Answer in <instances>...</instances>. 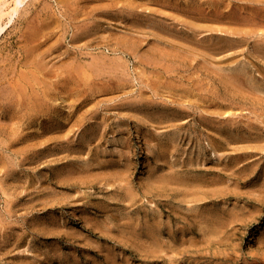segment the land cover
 I'll return each mask as SVG.
<instances>
[{"label": "rangeland", "instance_id": "1", "mask_svg": "<svg viewBox=\"0 0 264 264\" xmlns=\"http://www.w3.org/2000/svg\"><path fill=\"white\" fill-rule=\"evenodd\" d=\"M12 1L13 0H8L7 2L9 4H12L13 3ZM71 1H73L74 3ZM96 1L97 0H92L91 1L92 4L89 2L90 3L89 5H94V4L97 5L100 3L99 1L98 3ZM117 1L119 6L129 4L128 2H127L128 4H126V0H122V1L117 0ZM133 1L134 0H132V3L134 2L136 3L134 4V6H140L141 9L143 7L145 8L146 6L150 7V8L146 7L147 11H149V9H151L152 7L154 9H157V10L153 9L155 12L158 10L162 11L164 9L166 15H164L165 14L164 11H162V13L158 11L157 15L160 14L164 19H167L166 21L170 24L174 22L172 26L176 25V28L179 29L182 28L183 30H185L190 19L192 21L196 20V19H192L191 15L187 13L184 14V12L182 11L179 12L176 10L178 13L177 12L175 13L174 11L175 8L171 7L170 5L169 6L164 5L165 6L164 8L163 5H161L162 6L161 7L159 4L149 3L150 4L149 5L146 2H143L145 3L144 4L145 6H143V4L141 5L142 1L136 0L137 2H140V4H137L136 1L134 2ZM225 1L227 2L228 0H223V3H225ZM2 2L3 1L0 0V4ZM63 2L64 1L58 2L57 0H28L24 4V6L18 10L17 14L14 15L10 19V21L8 20L6 27L2 30V32H0V101H2L1 102L2 107L0 105V139L1 141L4 140V143L2 142L3 145L0 143V146H2V148L0 147V152H1L0 154V264H264V145H262L264 144L263 143L264 124L261 122L262 120L264 121V104H263L264 102L262 101L264 100V83H263L264 63H260V62H264L263 60L264 51H261V49L264 50V47L262 46V42H260L261 40H263L264 42V36H263L264 23L258 24V22L257 23L254 22L256 28L254 25L252 26V24L248 25L249 23L252 22H250L247 19L246 22L239 23L241 21L239 15L243 16L241 9L242 6L245 5L244 7H248L253 3V5L261 7L263 10L264 0H239V1L232 0L233 5L230 6V8L233 7L232 9H234L235 11L239 10L238 14L239 13L240 14L237 15L238 16L237 21H236L237 18L236 17L233 19L234 21L233 20L231 21V24H233L232 22H235L236 27H238V25L244 24L243 26L241 25V27L243 28H240V26L238 27V31L243 29L242 31L243 33L239 31L240 33H242L241 35H238L236 33L238 36L236 34L233 37L231 35H228L231 33L229 32L230 29L227 30L225 27L229 25H227L225 21H221V18H223L221 16H219L217 21H215V19L212 21L203 18H201L202 20H198V21L196 20L197 24H199L200 21L201 25L200 24L197 25L195 23L196 21L193 22L195 23L194 27L196 30L197 27H199L198 31L199 30L200 31L198 33L204 31L203 33L202 32L200 33V36L204 37V34L206 35L213 33V35L215 36L212 39L213 42L215 41L219 42V39L222 36L223 37L226 36L227 39L228 36H230L231 38H235V40L237 41H235L234 44L232 43V46L236 44L234 46L235 49L231 48V50H229L228 53L222 52V53L213 54V52H211L210 53L211 56H209V53H206L203 50L201 52V49L199 50L193 48L194 49L193 50L191 48L193 47L192 45L189 48H185L188 46L183 47L180 44L178 45L177 42L175 43V41L173 42L170 41L169 42L170 44L161 42V46H164L165 50L167 48V50L170 53H172L171 51L173 49L174 50L177 49L178 55L179 53L180 54L187 53L185 58L182 59L185 61L184 64H186L185 67L187 69L185 67L177 68L175 69V72L178 75L180 74V72L181 73L183 72L182 74H180V76L182 75L184 76L185 78L184 82L186 83L188 81L192 82L197 79V81L195 82L199 83L198 84L199 87L202 86L201 92L200 90H198L199 87L195 88L200 93L197 91L195 92V90H191V89H189L190 90L189 93L191 94L187 92L188 93L187 95L185 93L186 94L185 97L187 99H188L187 96H189L188 101L191 100V97L194 98L193 99L194 102L192 103H191L192 100L188 102L187 99H185L184 95L179 97L178 95L176 96L174 94L166 92V90L163 88L162 90L164 91L157 90V92L159 91L158 92L159 95L156 96H154L152 92H148L150 91L149 88L148 89L142 88V92L145 91V93H147V97L145 94L142 95L143 98L145 97V99L142 100L143 102H145L146 98H148L149 96L151 99L148 98V100L150 99V101L153 99V101H158L159 103L162 100L163 102L165 101L167 103H171L172 106H174V104L175 105L179 104L180 106L182 105L184 107L186 106L185 110L187 111V115L186 114L184 116L181 115L180 120L182 121L183 119L181 124H179L180 120H176L177 122L175 123L176 124L178 123L180 127L174 129L172 127L173 131L168 130L170 127H167L165 125L155 126L157 124L153 123L152 120H155L159 115L157 116L153 115L154 111H152L153 109H151L152 107L151 102H149L151 106L148 105L150 106V110H149L150 115L149 117L145 118L146 121L148 120L149 122L145 124L146 121L144 119L143 122L145 125L141 124V121L140 123L138 122L139 120H142L141 115H139L141 111L140 112L138 111L140 110V106L137 105L139 103V98H140V96L138 95L140 92L138 91V88H140L141 85L140 82L142 78H143V82L146 81L145 79L146 76L148 79L155 81V79H157L156 76L158 75V73L157 72L153 73L150 69L146 70L143 65H140L139 63H135V61L136 62L139 61V59H137L138 54L143 56L146 55L147 57L144 56L143 58L146 57L145 59L148 58V60L150 61H153L154 58L155 59L159 58L156 56H152V58L154 57L152 59L150 56H148L147 51L150 52L149 45L150 47H154V46L156 47L158 46L160 41L157 42L158 44H156V42H154V44L152 43L151 46L150 43L152 41H155L153 40L154 39L153 35L149 36L148 34L147 35L145 34L144 36L143 32L136 33L144 36L145 39L144 40L142 39L143 37L134 34L136 38L139 37L141 39L140 40L141 42H139L141 44L139 48V53L134 56L136 59L133 58L132 56L129 55L126 56L123 54L125 60L128 61L127 64L129 63L128 66L126 67L127 71L125 74V76L127 75L129 77L128 78L124 77L125 80L123 81L126 82L128 86L122 83V85L124 84L125 89L120 88V86L117 89H115L113 88L114 84H110L111 87L109 86L108 88L114 90L111 91L110 89V91H108L107 90L108 88L105 89L106 87L102 85L103 83L102 80L100 81V79L97 78L95 82H92L93 79V76H91L92 73L87 69H85L86 70L85 71L84 68L82 67L81 68L80 67L78 68L77 66L74 67L76 65L75 62H73L72 59L70 61V58H67V56H71L70 50L77 49L76 47L78 45L75 46V44H79L82 46V44L85 43L86 47L83 50L87 53H90V55L94 53H98L103 50L106 54L114 58L117 57V54L120 53L116 54V52H112L111 50L116 46L120 47V44L117 45L116 43L117 40H114L113 38L112 39L114 41L111 42L112 39L109 38L111 39L109 41L110 43H107L106 45L101 44L104 45L102 47L95 46L93 45V41L89 40L88 33H86L88 36L85 33L82 34L84 36L80 35L78 39L79 41L75 40L74 42V37L72 36H73V32L75 31V28L73 27V25L76 27V25L80 24L81 22L73 19V14H75L76 12L77 4L81 6L84 3V0L83 1L70 0L68 4H66V2L64 3ZM9 4H6L3 9L5 10L8 9L10 6ZM47 4L50 5L47 6ZM114 4L115 3H113V5ZM75 6L76 8H74ZM70 9H72L71 10V12L73 11L72 13L70 12ZM220 9L222 11L225 9L224 11H226V8L222 7ZM38 10L40 12V18L38 20H41L43 18V21L45 20L46 25H48L46 26L44 24L45 25L44 28H39V29L36 28V26L39 27V25H37L36 23L41 22L42 20L38 21L37 19L33 18L39 15L37 14ZM63 12L64 13L67 12L66 13L67 16L66 15L64 16ZM155 12H152V14L156 15ZM171 12H173V14ZM69 13L71 14V17H68L70 16ZM185 15L187 17H184ZM31 16H33L32 18L36 21L30 19L29 17ZM168 16H170V18ZM188 16H190V19L188 18ZM5 18H7L6 15H4L0 19V24L1 23L4 24V22H7V20L4 21ZM24 19L29 21L31 20L30 22H27L29 27L31 28L30 29H28L29 27L24 28L21 31V29L26 25V24L24 25V23L21 24L22 22L21 20ZM107 20L108 21L105 22L106 23L105 26L107 25V23L111 24L113 22V20L110 22L111 19H107ZM219 20L221 22H218ZM33 21L35 25V28H33V30L35 29V32L34 31L33 32L34 34L37 33L38 36L36 34L35 35V37H37L36 42L31 43L32 37L30 38L29 35L33 33L32 32V27L34 26L32 23ZM242 21H245V19H243ZM184 22L185 24H183ZM114 24H116V22ZM204 24H206V26ZM209 24L211 26L213 25V27H210ZM28 25H26L25 27H27ZM202 25L205 27H202V29H200V26ZM214 26H216L219 29H216V27ZM109 28L111 29V27H106L108 33L110 32ZM214 28L216 31L214 30ZM232 28L235 27L232 26ZM224 29L227 30L229 33L227 34V32H224ZM261 29L263 31H261ZM26 30L28 31L26 32ZM211 30L213 32H210ZM245 30L247 31L245 32ZM249 30L250 32H248ZM164 33L170 34L167 31H165ZM260 34L262 37L260 36ZM20 35L26 36V38ZM86 36L88 37L87 39L88 42L91 41V43H87V41H85L87 38ZM105 36L107 37V35ZM80 37L82 38L84 37L85 39H81ZM246 37L247 39L250 40H246ZM70 38L72 39V41ZM259 38L261 40H259ZM24 39H28V41L30 42L27 41L26 43ZM105 40L107 39L105 38ZM161 40H165L168 42V40H166L165 38L164 39L162 38ZM241 40L244 41L245 43L242 42ZM254 40L255 41L257 40V42L259 41L261 44L259 42L258 43L254 42ZM38 42L40 45L35 49L34 45L37 44ZM148 42L149 44H147ZM239 42H241L240 43L241 47L237 46L239 45ZM31 44L33 45V47H31ZM171 44L172 46L169 47V45ZM254 44L255 47L252 48V45L254 46ZM27 46L28 48L30 46L31 48L29 49L33 52V53L28 52L29 55L31 56L30 59H28L29 56H27V53L26 54L23 53V48H26ZM106 47L107 48L110 47V48L107 49ZM144 47L146 48L148 47L149 50L147 49L146 51V48ZM37 48L38 49L40 48V52ZM141 48H144L143 50L145 51H143ZM182 48L185 50L188 49L189 50L188 52H186L182 50ZM237 48L239 50H236ZM255 48L256 49L258 48L259 50L257 49L258 50L257 51ZM253 49L256 51H254ZM36 50L39 53L38 55L42 54L41 55L42 57L38 56L37 58H33L35 57L34 54L37 55V53H35ZM140 51L142 53L144 52L146 53L142 54L140 53ZM65 52L69 54H66ZM173 52L175 53L176 51ZM257 52H258V56H257ZM30 53L33 55H31ZM225 53H227L228 56H230L229 53L232 54L231 57L233 56L232 59L235 61L234 64H238L241 62H242L241 64H246V65L248 63L250 64L247 65L248 69L246 68L245 70H242V72H244L245 74L239 72L240 75L238 76L240 77L239 78L240 80L238 79L239 81H237L236 84L233 81L230 85L229 79L226 80L227 84H229V90L223 88V84L219 82L220 76L229 74V71L227 70L229 67L222 68V66L224 67L223 65L224 61L228 62ZM253 53H255L254 54L255 56L253 55ZM219 54H221L222 57H220L221 55ZM204 55H205V59L203 58ZM215 55L218 57H216ZM259 56H261L262 60L259 59L260 58ZM85 57L86 56H84V58L81 57L83 61H85ZM39 58L40 59L44 58L45 60L41 59V61L42 60L43 61L40 62ZM161 58L164 60L165 64L166 63L170 64L173 60L172 58L169 59L168 55L165 57L162 56ZM257 58L259 60H257ZM20 59L23 60L19 61ZM185 59L187 60L190 59V60L188 62ZM221 59H223V61ZM156 60L157 62L160 63L158 64L160 65L158 66V68H161L162 62H160V59H156ZM1 61H3V63H1ZM69 61L72 62L73 65L72 69H71L72 65ZM75 61L79 62L78 59L77 60L75 59ZM25 62L27 63L25 64ZM33 62L36 64V66L38 65L37 63H39L43 67L39 65L37 69V67L33 66L34 65ZM120 62H122V60H120ZM198 62L201 63L199 64ZM131 63H133V65ZM203 63L207 64V66H205ZM226 64L227 63H225V65ZM134 66H137L138 68L140 67L141 69H137V67L135 68ZM215 66L217 71L214 69ZM257 66L260 67L258 68ZM41 68L43 69L45 68V70L43 71V69ZM75 68L77 69L75 70ZM78 69L79 70L81 69L80 71L82 72L79 73V71H77ZM189 69L192 70L190 71ZM50 70L53 71V75H51ZM72 70H75L77 72ZM83 70L85 71V73H87L86 75L88 78H86L85 75H84L85 77L82 75V73L84 74ZM132 70L133 71L135 70V72L132 73ZM140 70H143V72H141ZM259 70L261 71L259 72ZM39 71L41 73H39ZM149 71H151V73H148ZM215 71L217 74L215 73ZM218 71L221 73H218ZM136 72L139 74H136ZM223 72H225V74ZM21 73L23 75V79ZM71 73L73 75L77 74L76 79H79L77 78L78 76L79 77L83 76V77L80 78L81 80L80 79L79 81L75 80L74 82L75 77H73ZM89 73L91 74L89 75ZM141 73L142 74L144 73V75L141 76ZM193 73L194 76L192 75ZM37 74L39 75V77L37 76ZM54 74L58 75L57 78L59 79V83L61 80L63 81L64 84L61 81L60 85L62 84L64 87L62 85L60 86L59 83L56 86L53 85L54 80H58L56 79ZM134 74H136V77ZM151 74H152V78H149ZM188 74L192 75V77H190ZM241 74H243L242 76L244 77V79L241 76ZM28 75L30 77L27 79L26 77ZM33 75H36V77L35 76L34 77L35 78L38 77L39 79L34 80ZM67 75H69V77L71 75L72 77V79H70L71 77L70 78L68 77V80L70 79V82L66 80ZM214 75L216 76L214 77ZM188 76L190 77L189 79ZM249 77L252 79V82L248 80L250 79ZM83 78H86L87 80ZM25 79H27V81ZM17 80L19 81L18 84L21 87V90L22 91L24 90L26 92L25 93L20 91L21 95L19 92L20 97L17 95L20 98V100H18L19 102L20 101L22 102L23 99H27L28 97H31L32 99L28 98L26 102H30L35 105L34 101L40 98L41 101L38 100L40 103L42 102L40 106L47 102L45 106L46 107L48 106L47 108L50 107L49 109H46V107L44 108V105H42L43 108L41 109H43V111L45 112L41 113L42 116H40L38 121L35 120L36 118L32 119V116L35 117V115H32L33 111H31L32 112L31 114V112L28 111L27 108H26L27 110L23 108V105H21L22 107L21 106L17 107L14 105L12 106L11 109L10 106L12 105L11 102L12 98L9 96L10 92L7 91L9 93V95H7L8 93L4 89L7 88L10 89V86L14 85L15 82H17ZM29 80L31 81V83ZM24 81H26V84ZM38 81L41 82L39 83ZM76 81L78 82L77 83L78 85L74 84L76 83ZM88 81L89 84L86 85ZM37 83L40 84L39 87ZM94 83H96V86H94L95 85ZM133 83L134 85H132ZM233 83L235 84L234 85L235 89L232 86ZM238 83H240L241 86ZM242 83L245 84L243 85ZM18 84L16 83L15 85ZM69 84L70 86L72 85L73 87L72 86L70 87ZM80 84L81 85L85 84L83 85L85 87H82ZM92 84L94 85L92 86ZM251 84L253 85L251 86ZM49 85L53 86V88ZM122 85L121 87H123ZM206 85L209 89L208 88L206 89L205 87ZM22 86L24 87L23 89ZM66 86H69L70 89L67 90V88L69 87ZM89 86H92L91 88H94L95 90L98 89L99 90L105 89V90L102 91L98 90L97 92H95L94 89H90L91 90L90 91L87 89ZM236 86L239 88L236 89ZM47 87H49V89ZM54 87L55 88L57 87L56 88L57 91L55 90L56 93L54 91L55 89ZM96 87L98 89H96ZM44 88L47 89L45 90V92H43L44 93L43 95L41 90ZM34 89L37 90L36 93ZM246 89L248 91H246ZM86 90L87 93L88 91L90 92L89 94H91L93 91L94 93L91 95L94 96H90L89 94L85 93L87 96L86 97L84 95V91L86 92ZM119 90H121L122 92ZM250 90L251 92L253 90L255 95L253 94V92L251 93ZM103 91H105V93H103ZM160 91L163 93H160ZM230 91H235V92H232L230 94ZM5 92L7 94H5ZM205 92L207 95L205 94ZM236 92H238V95H235L237 94ZM37 93L38 94L42 93L41 94L42 97L41 96L39 97ZM193 93L196 96H199V99L198 97L193 95ZM2 94L3 97L5 96L4 98L1 96ZM31 94L35 95L36 99ZM45 94H47V96ZM48 95L49 97L55 95L54 96L55 98L53 97L54 99H52L50 97L51 100H49L50 98L48 97ZM254 96L256 97V99ZM43 97L44 98L48 97L45 98L44 103L42 100L44 99ZM135 98L138 99L135 100L138 102H135L133 100ZM172 98H173V103L171 100ZM196 98L199 101H197ZM258 98L260 99V101L258 100ZM5 99H8L7 101L9 104L5 101ZM178 99H180L181 101ZM203 99L206 101H203ZM208 99L210 101V105L208 103L209 101H207ZM200 101L201 102L203 101V103L206 102L207 104L204 105L203 103L200 104L199 103ZM6 103L8 105L10 104L11 105L8 106L6 105ZM50 104H52V106ZM53 104L55 105L56 110ZM4 105L7 107H5ZM207 105H209L208 109L205 108V106ZM35 109L36 107L32 109L34 110V114H36ZM211 109H213V111L214 110L216 111H214L213 113ZM14 110L16 112L23 111L24 115L22 113L18 115L20 112L16 113L14 112ZM204 110L208 113H205ZM208 110H210L211 115ZM150 111H152V113H150ZM136 112H138V114H136ZM203 112L205 113L202 114L203 116H207V117L209 116L208 118H211L212 120L216 119L215 121L222 122L223 120L221 119H228L227 117H229V119L232 118L231 120L233 119L236 120L235 122L238 124L242 122V124H239V126H242L243 130L240 132L236 129V131L234 132L235 134L232 135V138L230 137L228 138V136L225 134V137H227L226 138L227 140L225 141L224 138H222L224 134H221L220 132L218 135L209 128L208 122L204 123L200 120L199 117H197V115L199 116V113H203ZM228 112L231 113L232 115L229 114ZM166 114L167 113H165L164 115ZM191 114L193 115L189 117ZM16 115L19 117H17ZM28 116L31 117L28 118ZM135 116L139 118L138 121H137L138 118L136 119ZM20 117L22 119H20ZM92 117L94 120L92 119ZM168 117H170V115H168ZM16 118L17 120L18 119L19 120L14 121L16 120ZM32 120L36 122H33ZM119 120L121 124L119 123ZM30 121H32L33 123ZM27 122L29 124H27ZM198 122H200V124ZM16 123H18L19 125ZM23 123L24 124L26 123L27 125L25 124L26 125L25 126ZM152 124L156 128V130H154L153 133L176 132L174 138L177 141L176 146H179L177 152L174 151V153H171L172 150H170L169 151L170 154L168 156L162 154L159 155V158H157L158 156L156 155V152L151 151L150 146L156 142L155 140L157 139L154 138H158V136L153 135L152 133L153 135L152 138L145 137L146 134L147 135L149 134L148 131L146 130L150 129V125ZM259 124H261L260 127ZM13 125H16V128L18 129L21 128L19 129L20 132H18V130L14 131L16 130V128ZM203 125H207V128L206 126L204 127ZM247 125L254 126V130L252 131L253 134L249 133L250 127L248 126L247 129ZM255 126L256 127L258 126L259 129L255 128ZM53 127L55 131L53 130ZM37 129L39 130V132ZM13 133H15V135ZM38 133H41V135L38 136L39 135ZM42 133L44 135L43 137H42ZM178 133L181 136L180 135L178 136ZM20 134L22 136H20ZM29 134H31V136ZM6 135L9 137H7ZM17 136L20 139H18ZM26 136H28L27 139ZM29 137L32 140V142H30L31 140L29 139ZM32 138L34 140L36 139L37 141L36 140L34 141ZM243 138H245L244 139L245 142L242 141ZM145 139H147V141ZM198 139H200L201 142ZM220 140H224V141L220 142ZM26 142L27 145H24L26 144ZM35 142L36 143L38 142V145ZM40 142L43 144H41ZM30 143L32 146L30 145ZM207 144L208 145L210 144L211 147L210 146L208 147ZM227 144H231V145L228 146ZM212 145L213 148H215V151L212 148ZM29 147L30 148L33 147L34 149L36 148L35 150L32 149V151L34 152L32 151L28 152L29 157L30 156L33 157L24 160L25 163L24 164L21 163L22 164L21 165L19 163V160L22 157H20V154H17L14 150L16 148L26 149ZM200 147L206 149V154L204 156L206 160H204L202 157L201 159H203V161L198 159L199 157L198 150L200 149ZM6 148L8 150H6ZM6 154L8 157H6ZM40 156L41 159L39 158ZM10 157L11 159L13 158V160H15V162L17 163L15 164V167H12L13 177L12 176L5 177L4 174L5 170L3 164L7 163V161H11ZM100 157L102 158L101 160H99ZM30 159L33 162H31ZM194 159L197 160L195 161ZM104 160H106V162ZM163 160L164 162H162ZM193 160L197 163L196 165ZM178 161L185 162V164L183 165L185 166V168L183 169L184 172L182 171L183 172L182 175L180 173H177V174H172V176H170V175H165L164 173L161 172L163 171L162 169H164V171H167L169 173L168 164L174 167L175 169H178L176 167L177 165L173 164L174 162L177 163ZM200 161L203 163L200 164ZM88 163L90 164L91 167L89 166ZM118 166L119 168H121L122 166L123 171L121 169H120L121 171L120 170L118 171L117 170L119 169L117 168ZM192 166H194L195 168L194 167L192 168ZM229 166H230L229 170H226V168ZM110 167L111 169H109ZM151 168H154L157 176V178L153 176L151 177L154 178L152 179L154 182L152 180L150 181L151 178L149 177L150 175L149 170ZM88 169L91 171H89ZM124 169L126 170V172L128 170L127 173L125 172L126 174H124L125 171ZM82 170H84L85 172L88 171L91 174L88 175L87 173L86 175V173L85 174L82 173L84 172ZM68 171L70 172L69 174L71 176L67 175ZM112 172H114V174ZM118 172H120L122 175L124 174L123 177H120L122 175H120V173L118 174ZM56 173L58 176H56ZM58 173H60V176ZM71 173L74 175H72ZM110 173L112 175H110ZM78 174L80 175L83 174V176L79 175L80 176L79 177L77 176ZM115 175L117 176L120 175L119 176L120 178L116 177ZM68 176L72 178L69 177L70 178L69 179L67 178ZM61 177L62 179H60ZM65 177L67 178V180H65L66 179ZM112 177L114 178V180ZM172 177L174 178V180H172L173 179ZM117 178L118 180L116 181L115 179ZM58 179H60L61 181L59 180L60 182L57 183ZM119 179L121 180L119 181ZM64 180L67 182H65ZM156 182H159L160 184L159 183L156 184ZM167 182H170L168 183L170 185H167ZM194 182L197 184L201 183L200 185H198L199 187L194 194L191 193L192 190L190 191V190L181 189V187H183L181 185L184 186L189 185L193 187L194 185H196ZM121 184L122 186H120ZM128 184L130 185V187L128 186ZM179 184L180 186H178ZM126 186H128L127 191L130 194L127 193L126 191L127 188H125ZM150 188H152L151 190L152 193L147 192L148 189ZM3 189H6L10 194L6 195L3 192ZM129 189L131 191H129ZM123 191L126 192L124 193ZM185 191H188L189 193L188 192L186 193ZM124 194L130 196L128 197L125 196ZM133 195L135 196V198ZM122 199H124L125 201ZM117 201L119 204H117ZM95 205L97 206L94 207ZM106 205H108V207ZM7 208L10 209L9 212H7ZM105 212H107L108 214ZM150 213H152L153 215ZM148 235L152 239H150ZM145 238L147 239L145 240ZM153 242H155V244Z\"/></svg>", "mask_w": 264, "mask_h": 264}, {"label": "bare ground", "instance_id": "2", "mask_svg": "<svg viewBox=\"0 0 264 264\" xmlns=\"http://www.w3.org/2000/svg\"><path fill=\"white\" fill-rule=\"evenodd\" d=\"M3 2L0 4V19L4 16V15H6L7 16V18H5L4 19V21L5 20H7V22H4V24L3 23H1L0 24V32H2V30L6 27V25H7V23H8V20L10 21V19L14 16V15H16L17 14V12H18V10L20 9V8H22L23 6H24V4L28 1V0H13L12 2V4H9L7 1L8 0H2ZM58 2H62V1H64V2H66V4H68V2H70V0H57ZM78 1H83V0H78ZM91 1L92 0H84V3L81 5V6H79L78 4H77V8H76V6L74 7V8H76V12H75V14H73V19H75V20H77V21H79V22H81L80 24H77L76 25V27L73 25V27L75 28V31L73 32V31H71V32H73V36L72 37H74V42H75V40L76 41H79L78 39H79V36L80 35H82V34H86V33H88L89 34V40H91V41H93V45H95V46H98V47H102V46H104V45H106L107 43H110L109 41L113 38L114 40H117L116 41V43H117V45L118 44H120V47L119 46H116L115 48H111L112 50V52H116V54L117 53H120V54H117V57H111V56H109L108 54H106L102 49V51H100V52H98V53H94V54H91L90 55V53H87V52H85L83 49L86 47V45H85V43H83L82 44V46L81 45H79V44H75V46L76 45H78L76 48L77 49H75V50H70V55L72 56V58H71V56H67V58H70V61H71V59H72V61L73 62H75V66L74 67H82V68H84V70L85 69H87L88 71H90L91 73H89V75L91 74V76H93V79H92V82H95V80L97 79V78H99L100 79V81L102 80V85L103 86H105L104 88L105 89H107L109 86H110V84H114L113 85V88H115V89H117L119 86H120V88H124V84H126V82H123L125 79H124V77H126V78H128L129 76H125V74H126V71H127V69H126V67L128 66V64H127V62L128 61H126L125 60V58L123 57L124 55H129V56H132L133 58H135L134 56L136 55V54H138L139 53V48H140V43L139 42H141L140 40V38L138 37V38H136L135 37V35L134 34H136V33H138V32H143L144 33V36H145V34L147 35H153L154 36V39L153 40H155V41H152L150 44H151V46H152V43L154 44V42H156V44H158L157 42H159V44H158V46H154V47H150V45H149V48H150V52L149 51H147V49L149 50V48L147 47H144V48H146V51H147V54H148V56H150L151 58H152V56H156V57H159V58H156V59H160V62H162V64H161V68H158V66H160V65H158V64H160L159 62H157V60L154 58V60H156V61H150V60H148V58L147 59H145L147 56L146 55H144V56H146L145 58H143L144 56L143 55H140V54H138L137 56V59H139V61H135V63H139L140 65H143L144 67H145V69L146 70H151L153 73L155 72H157L158 73V75L156 76V78L157 79H155V81H153V80H151V79H148L147 78V76H146V81H144L143 82V78H142V80H141V82H140V88H138V91H140L139 92V96H140V98H139V103L137 104L138 106H140V110H138L139 112L141 111V113H139V115H141V118H142V120H139V118L138 117H136V119H137V121L140 123V121H141V124H144V122H143V119L146 121V119L145 118H147V117H149V110H150V103L149 102H151L152 103V107H151V109H153L152 111H154V116H157V115H159L155 120H152V122L153 123H155V124H157V125H155V126H162V125H165V126H167V127H170L168 130H172V127H173V129L174 128H179L180 127V125L179 124H181V122L183 121V119H182V121L180 120L181 119V115H187V111L185 110V107L184 106H180L179 104L178 105H175L174 104V106H172V104L171 103H167V102H163L162 100H161V102H159L158 103V101H153V99L150 101V97L148 96V98H150L149 100H148V98H146V100H145V102H143L142 100H144L145 99V97L143 98V94H145L146 95V97H147V93H145V91H143L142 92V88H146V89H150V91H148V92H152L153 94H154V96H156V95H159V91L157 92V90H161V91H164V90H162V88L163 89H165L166 90V92H168V93H171V94H174V95H178L179 97L180 96H182V95H184V97H185V95L187 94L188 95V93H189V89H191V90H195V92L197 91L195 88H198L199 87V83H197V82H195V81H197V79L195 80V81H192V82H190V81H188L187 83L186 82H184V76L182 75V76H180V74H182L181 72H180V74L178 75L176 72H175V69H177V68H182V67H185V65L186 64H184L185 63V61L184 60H182V59H184L185 58V56H186V54L185 53H182V54H180L179 53V55H178V53H177V49L176 50H172L171 52L172 53H170L168 50H167V48H166V50L164 49V46H161V42L162 43H167V44H170L169 42L171 41V42H173V41H175V43L177 42L178 43V45L180 44L181 46H183V47H185V46H188V47H185V48H189L191 45L193 46V47H191L192 49L193 48H195V49H201V52H202V50L203 51H205L206 53H209V56H211L210 55V53L211 52H213V54L214 53H224V52H227L228 53V51L229 50H231V48H234L235 49V45L234 46H232V43L234 44L235 43V41H237V40H235V38H231L230 36H228V39L226 38V34L224 35L225 37H220V39H223V40H220L219 39V42L218 41H215V42H213L212 41V39L215 37L214 35H213V33H210V34H204V37H202V36H200V33L202 32H200V33H198L199 31H198V29H199V27H197V30L195 29V23L197 24V21L198 20H202L201 18H203V19H206V20H214L215 19V21H217L218 20V18H219V16H221V17H223V18H221V21H225V23H227V25H229V26H227V27H225L227 30H229L230 29V31L229 32H231L230 34H228L229 32L227 31V30H225L224 29V32H227V34L228 35H231L232 37L233 36H235V34L237 33L238 35H241L243 32V29L242 30H239V31H241L242 33H240L239 31H238V27L240 26V28H243V27H241V25L243 26L244 24H241V25H238V27H236V23L235 22H232L233 24H231V21L234 19V18H236V21H237V19H238V16L237 15H239L238 14V11L236 12L234 9H232V8H230V6H232L233 4H232V0H228L227 2L225 1V3H223V0H138V1H142V3H141V5L143 4V6H145L144 4L145 3H143V2H146L147 4H159L160 6L161 5H167V6H171V7H173V8H175L174 9V11H175V13L177 12V11H179V12H184V14L185 13H187V14H189V15H191V17H192V19H196L195 21H192L191 19H190V16H188V18L190 19V21L188 22V25L187 26H189V27H187L186 26V28H185V30H183L182 28H176V25L175 26H172V24L174 23H172V24H170V23H168L166 20L167 19H164L159 13V15H157V12L159 11H154V10H157V9H154L153 7L151 8V9H149V11H147L146 10V7L147 8H150V7H148V6H146L145 8L143 7L142 9H141V7L140 6H134V4H136L134 1H136V0H134L133 2L134 3H132V0H129V1H127L126 0V4H128V5H121V6H119L118 5V1L117 0H97L96 2L98 3V1L101 3H99V4H94V5H89L90 3H91ZM122 1V0H121ZM239 1V0H238ZM10 2V1H9ZM63 2V3H64ZM71 2H73V1H71ZM90 2V3H89ZM105 2V3H104ZM125 2V1H124ZM128 2V3H127ZM137 2V1H136ZM47 3V2H46ZM74 3V2H73ZM76 3H77V1H76ZM95 3V2H94ZM113 3H115L114 5H113ZM6 4H9V5H7V6H9V8L8 9H3L4 8V6L6 5ZM41 4V3H40ZM58 4V3H57ZM80 4V3H79ZM92 4V3H91ZM123 4H125V3H123ZM137 4H140V2H137ZM149 4V5H150ZM251 4V3H250ZM257 4V3H256ZM46 5V4H45ZM50 5V4H49ZM48 4H47V6H49ZM60 5H61V3H60ZM73 5V4H72ZM96 5V6H95ZM119 7H118V6ZM158 5V6H159ZM241 5V4H240ZM258 5V4H257ZM95 6V7H94ZM159 6V7H160ZM165 6H164V8H165ZM238 6V5H237ZM245 6V5H244ZM244 6H242V15L243 16H240L239 15V17H240V20H238V21H240L239 23H243V22H246V19L247 20H249L250 22H252V23H249L248 25H251L252 24V26L254 25L255 26V23L254 22H258V24L259 23H264V9L262 10V8L261 7H258V6H255V5H253V3L250 5V6H248V7H244ZM68 7V6H67ZM162 7V6H161ZM171 7H169V8H171ZM226 8V11H222L220 8ZM228 7V8H227ZM241 7V6H240ZM244 7V8H243ZM40 8V7H39ZM44 8V7H43ZM51 8V7H50ZM74 8H73V10H74ZM140 8V9H139ZM236 8H238V7H236ZM28 9V8H27ZM49 9V8H48ZM64 9H65V7H64ZM39 10H41V9H39ZM39 10H38V12H37V14H39L38 16H35V17H33V16H31V17H29L30 19H39L40 18V12H39ZM46 10V9H45ZM69 10V9H68ZM68 10H67V12H68ZM71 10L72 9H70V12H71ZM170 10V9H169ZM177 10V11H176ZM234 10V11H233ZM31 11V10H30ZM36 11V10H35ZM47 11V10H46ZM64 11H66V10H64ZM162 11H164V9L162 10ZM162 11H159V12H161L162 13ZM173 11V10H172ZM26 12V11H25ZM28 12V11H27ZM34 12V11H33ZM32 12V13H33ZM42 12V11H41ZM66 12V13H67ZM73 12V11H72ZM71 12V13H72ZM152 12H155L156 13V15L155 14H152ZM165 12V11H164ZM226 12V13H225ZM45 13V12H44ZM47 13V12H46ZM66 13H64L63 12V15L65 16L66 15ZM172 14H173V12H171ZM178 13V12H177ZM36 14V15H37ZM171 14V15H172ZM181 14V13H180ZM183 14V13H182ZM186 14V15H187ZM20 15V14H19ZM25 15H27V14H25ZM31 15V14H30ZM29 15V16H30ZM69 15L70 16H68V17H71V14L69 13ZM164 15H166V12H165V14ZM168 15V14H167ZM170 15V16H171ZM174 15H177V14H174ZM179 15V14H178ZM184 16V17H187V16ZM21 16V15H20ZM67 16V15H66ZM170 16H168L169 18H170ZM22 17H23V15H22ZM33 17V18H32ZM174 17H177V16H174ZM173 17V18H174ZM27 18V17H26ZM179 18V17H178ZM180 18H181V16H180ZM33 19V20H34ZM107 19H111L110 20V22L113 20V22L111 23V24H108L107 23V25L105 26V22L106 21H108ZM185 19V18H184ZM243 19H245V21H242ZM42 20V21H41ZM41 20H38V21H41V22H38V23H36L37 25H39V27L38 26H36V28L37 29H39V28H44V26L46 25V23H45V20L43 21V18L41 19ZM71 20H72V18H71ZM74 20V21H75ZM171 20V19H170ZM180 20V19H179ZM188 20V19H187ZM205 20V21H206ZM22 22H21V24L22 23H24V25L26 24V25H28V23L27 22H30L29 20H26V19H24V20H21ZM34 21H36V20H34ZM34 21L32 22L33 23V25H34ZM182 21V20H181ZM220 20L218 21V22H221ZM226 21H228V22H226ZM234 21V20H233ZM116 22V24H114ZM175 22H177V21H175ZM193 22H195V23H193ZM201 22H204V21H201ZM32 23H29V24H32ZM77 23V22H76ZM187 23V22H186ZM209 23V22H208ZM254 23V24H253ZM45 24V25H44ZM179 24V23H178ZM183 24H185V22L183 23ZM199 24L201 25V23H200V21H199ZM199 24H197V25H199ZM231 24V25H230ZM25 25V26H26ZM180 25V24H179ZM205 26H206V24H204ZM210 25V24H209ZM245 25H246V23H245ZM261 25V24H260ZM23 27L22 29H21V31L24 29V28H28L29 27V25L27 26V27ZM46 26H48V25H46ZM205 26H200V29H202V27H205ZM232 26H234L235 28H232ZM106 27H111V29H110V32L108 33L107 32V30H106ZM179 27V26H178ZM210 27H213V25L211 26L210 25ZM214 27H216V26H214ZM31 27H29L28 29H30ZM33 28H35V25L32 27V32L34 31L35 32V29L33 30ZM46 28H48V27H46ZM73 28V29H74ZM255 28H256V26H255ZM258 28V27H257ZM259 28H260V26H259ZM261 28H262V26H261ZM72 29V30H73ZM209 29V28H208ZM216 29H219V28H217L216 27ZM247 29V28H246ZM204 30V29H203ZM214 30H215V28H214ZM220 30H222V29H220ZM20 31V30H19ZM20 31V32H21ZM28 30H26V32H27ZM31 31V30H30ZM29 31V32H30ZM43 31V30H42ZM42 31H41V33H42ZM92 31V32H91ZM162 31H167V32H169L170 34H166V33H164V32H162ZM208 31V30H207ZM216 31V30H215ZM247 30H245V32H246ZM261 31H263L262 29H261ZM24 32V31H23ZM25 32V33H26ZM34 32L32 33V34H30L29 35V37L31 38L32 37V39H31V43L32 42H36V40H37V37H35V35L37 34H34ZM37 32V31H36ZM39 32V31H38ZM89 32H91V33H89ZM204 32V31H203ZM202 32V33H203ZM206 32V31H205ZM210 32H213L212 30L210 31ZM248 32H250V30L248 31ZM93 33V34H92ZM107 33V34H106ZM172 33H174V34H172ZM240 33V34H239ZM34 34V35H33ZM155 34V35H154ZM165 34V35H164ZM196 34V35H195ZM234 34V35H233ZM236 34V35H237ZM248 34V33H247ZM250 34V33H249ZM24 35V34H23ZM23 35H20V36H23ZM105 35H107V37L105 36ZM136 35H139V36H141V37H143L142 39H144V36H142L141 34H136ZM237 35V36H238ZM37 36H38V34H37ZM71 36V35H70ZM82 36H84V35H82ZM86 36V37H87ZM246 36V35H245ZM260 36H261V34H260ZM263 36H264V31H263ZM23 37H25L26 38V36H23ZM22 37V38H23ZM27 37H28V35H27ZM88 37L86 38V40L85 41H87V43H91V41L90 42H88ZM241 37V36H240ZM244 37V36H243ZM262 37V36H261ZM81 39H85L84 37L82 38V37H80ZM105 38L107 39V40H105ZM109 38H111V39H109ZM166 39V40H168V42L167 41H165V40H161V39ZM242 38V37H241ZM250 38V37H249ZM29 39V38H28ZM28 39H24L25 40V42L27 43V41H28ZM71 39V38H70ZM111 40V42L112 41H114V40ZM147 39V38H146ZM244 39V38H243ZM105 40V41H104ZM145 40V39H144ZM143 40V41H144ZM217 40V39H216ZM246 40H250V39H247V37H246ZM259 40H261L260 38H259ZM71 41H72V39H71ZM80 41H82V40H80ZM150 41V40H149ZM212 43H211V42ZM221 41H222V43H224V44H222L221 43ZM239 41V40H238ZM242 41V40H241ZM24 42V41H23ZM28 42H30V41H28ZM242 42H244V41H242ZM254 42H257V40L255 41L254 40ZM259 42V41H258ZM257 42V43H258ZM260 42H262V46L264 47V42H263V40H261ZM259 42V43H260ZM42 43V42H41ZM78 43V42H77ZM211 43V44H210ZM240 43L241 42H239V45H237V46H240ZM245 43V42H244ZM101 44H104V45H101ZM147 44H149V42L147 43ZM252 44H253V41H252ZM261 44V43H260ZM39 42L37 43V44H35L34 46H35V49H36V47H39ZM165 45V44H164ZM175 45V44H174ZM173 45V46H174ZM257 45V44H256ZM148 46V45H147ZM168 46V45H167ZM172 46V44L171 45H169V47H171ZM259 46H261V45H259ZM31 47H33V45L31 44ZM30 46H29V48H31ZM114 47V46H113ZM241 47V46H240ZM255 47V44H254V46L252 45V48H254ZM257 47V46H256ZM262 47V48H263ZM28 48V46L26 47V48H23V53H27V56H29V58L28 59H30V55H29V53L28 52H32L30 49ZM107 48V47H106ZM108 48H110V47H108ZM107 48V49H108ZM144 48H141L142 50L144 49ZM163 50H162V49ZM177 48H179V47H177ZM259 48V47H258ZM257 48V49H258ZM34 49V48H33ZM38 49V48H37ZM140 49V50H141ZM172 49V48H171ZM192 49H190V50H192ZM234 49H232V50H234ZM242 49V48H241ZM256 49V48H255ZM256 49V50H257ZM39 50V52H40V48L38 49ZM67 50V49H66ZM99 50V49H98ZM141 50V51H142ZM151 50H152V52H151ZM179 50V49H178ZM182 50H184V51H186V52H188V50H185V49H183L182 48ZM194 50V49H193ZM198 50V51H199ZM236 50H239L238 48L236 49ZM235 50V51H236ZM254 50V49H253ZM256 50H254V51H256ZM259 50V49H258ZM257 50V51H258ZM27 51V52H26ZM89 51V50H88ZM140 51V53H142L143 51H145V50H143L142 52ZM168 51V52H167ZM173 51H176L175 53L173 52ZM180 51V50H179ZM261 51H264V50H262L261 49ZM35 52V51H34ZM64 52V51H63ZM62 52V53H63ZM68 52V51H67ZM90 52H91V50H90ZM93 52V51H92ZM110 52V51H109ZM181 52V51H180ZM205 52H203V53H205ZM231 52H234V51H231ZM230 52V53H231ZM22 53V54H23ZM33 53V52H32ZM35 53H37V55H35L34 54V56L35 57H33V58H37L38 56L40 57L41 55H38L39 53L37 52V50H36V52ZM66 53V52H65ZM144 53H146V52H144ZM144 53H142V54H144ZM227 53H225L226 55V59H227V61L228 62H226V61H224V67L222 66V68H228L227 70L229 71V74H225V72H223L225 75H223V76H220V75H218V76H220L219 77V82H221L222 84H223V88H226V89H228L229 90V84H227V82H226V80L227 79H229V81H230V85H231V83L234 81V83L236 84L237 83V81H239L240 79V77L238 76V75H240L239 74V72H242V70H245L246 68H247V65H250L249 63L246 65V64H241V63H238V64H234V60L232 59L233 58V56L231 57V55L232 54H230L229 53V55L230 56H228V54ZM31 54V53H30ZM66 54H69V53H66ZM124 54V55H123ZM202 54V53H201ZM255 53H253V55H254ZM31 55H33V54H31ZM90 57H89V56ZM140 55V56H139ZM168 55V58L170 59V58H172L173 60H172V62L170 63V64H165V62H164V60L161 58L162 56L163 57H165V56H167ZM206 55V54H205ZM205 55H204V59H205ZM219 55H221V54H219ZM252 55V54H251ZM262 55V54H261ZM66 56V55H65ZM74 56V57H73ZM84 56H86L85 57V61H83L82 60V58H84ZM115 56V55H114ZM189 56V55H188ZM216 56V55H215ZM255 56V55H254ZM257 56H258V52H257ZM42 57V56H41ZM82 57V58H81ZM216 57H218V56H216ZM220 57H222V55L220 56ZM223 57H224V55H223ZM260 58L259 59H261V56H259ZM24 58H25V56H24ZM64 58H66V57H64ZM73 58H74V60H73ZM152 58V59H153ZM186 58H188V57H186ZM207 58V57H206ZM210 58V57H209ZM212 58V57H211ZM235 58V57H234ZM256 58V57H255ZM41 59H43V60H45L44 58H41ZM41 59L39 58V60H40V62H42L41 61ZM75 59L77 60H79V62L77 61H75ZM136 59V58H135ZM218 59V58H217ZM216 59V60H217ZM258 58H257V60H259ZM3 60V59H2ZM21 60H23V59H20L19 61H21ZM27 60V59H26ZM26 60H24V61H26ZM35 60V59H34ZM37 60V59H36ZM68 60V59H67ZM120 60H122V62H120ZM168 60V59H167ZM185 60H187V59H185ZM190 60V59H189ZM189 60H187L188 62H189ZM222 61H223V59H221ZM262 60V59H261ZM264 60V59H263ZM6 61H8V60H6ZM32 61H33V59H32ZM31 61V62H32ZM69 61V62H70ZM170 61V60H169ZM205 61V60H204ZM218 61V60H217ZM237 61V60H236ZM248 61H250V60H248ZM36 62V61H35ZM252 62V61H251ZM1 63H3V61H1ZM27 62H25V64H26ZM34 63V62H33ZM71 63V65H72V62H70ZM145 63V64H144ZM176 63V64H175ZM199 63V62H198ZM201 63V62H200ZM199 63V64H200ZM221 63V62H220ZM225 63H227L226 65H225ZM260 63H264V62H260ZM20 64V63H19ZM38 65L36 66V64L34 63V65L33 66H35V67H37V69H38V66L39 65H41V64H39V63H37ZM74 64V63H73ZM132 65H133V63H131ZM188 64V63H187ZM197 64V63H196ZM198 64V65H199ZM205 66H207V64H205V63H203ZM257 64V63H256ZM29 65V64H28ZM70 65V66H71ZM203 65V66H204ZM261 65V64H260ZM31 66H32V64H31ZM42 66V65H41ZM40 66V67H41ZM138 66V65H137ZM137 66H134L135 68L137 67ZM197 66V65H196ZM219 66H221V65H219ZM254 66V65H253ZM262 66V65H261ZM43 67V66H42ZM133 67V66H132ZM190 67V66H189ZM199 67V66H198ZM218 67V66H217ZM258 67V66H257ZM260 67V66H259ZM258 67V68H259ZM73 68V65L71 66V69ZM186 68V67H185ZM206 68V67H205ZM204 68V69H205ZM207 68H209V67H207ZM219 68V67H218ZM217 68V69H218ZM3 69V68H2ZM30 69V68H29ZM35 69V68H34ZM41 69H43V68H41ZM77 68H75V70H76ZM102 70V72H101V70ZM133 69V68H132ZM137 69H141L140 67L138 68L137 67ZM187 69V68H186ZM212 69H213V67H212ZM215 70H216V66H215V68H214ZM231 69V70H230ZM248 69V68H247ZM262 69V68H261ZM40 70V69H39ZM45 70V68L43 69V71ZM53 70V69H52ZM75 70H72V71H75ZM81 70V69H80ZM79 69L77 70V71H79V73H81L82 71H80ZM83 70V72H84V74L82 73V75L84 76H86V78H88L87 77V73H85V71ZM143 70H144V68H143ZM143 70H140L141 72H143ZM181 70V69H180ZM183 70H184V68H183ZM190 71L192 70V69H189ZM202 70V69H201ZM220 70V69H219ZM224 70V69H223ZM250 70H251V68H250ZM27 71H28V69H27ZM33 71V70H32ZM42 71V70H41ZM51 71V70H50ZM54 71V70H53ZM53 71H51V75H53ZM71 71V70H70ZM77 71H75V72H77ZM137 71V70H136ZM151 71H149L148 73H151ZM189 71V72H190ZM209 71V70H208ZM217 71V70H216ZM216 71H215V73H216ZM261 70H259V72H260ZM263 71V70H262ZM2 72V71H1ZM36 72V71H35ZM133 72H135V70L133 71L132 70V73ZM138 72V71H137ZM136 72V74H139V73H137ZM192 72H194V71H192ZM196 72V71H195ZM39 73H41L40 71H39ZM146 73V72H145ZM147 73V74H148ZM152 73V74H153ZM191 73V72H190ZM218 73H221V72H219L218 71ZM242 73H244V72H242ZM250 73H252V72H250ZM28 74V73H27ZM30 74H32V73H30ZM36 74V73H35ZM69 74V73H68ZM76 74V73H75ZM136 74H134L135 75V77H136ZM152 74H151V76L149 77V78H152ZM210 74H212V73H210ZM214 74V73H213ZM217 74V73H216ZM245 74V73H244ZM261 74H262V72H261ZM21 75H22V73H21ZM21 75H20V77H21ZM71 75L73 76V77H75V79H74V82H75V80H77V81H79V79L81 78V77H83V76H81V77H77V78H79V79H76V75H73L72 73H71ZM71 75H70V77H71ZM133 75V76H134ZM142 75H144V73L142 74L141 73V76ZM189 75V74H188ZM193 76H194V73L192 74ZM192 75H189L190 77H192ZM243 74H241V76H242ZM252 75V74H251ZM250 75V76H251ZM36 77V75H33V78H34V80H36V79H39L38 77H39V75L37 74V78H35ZM54 76L56 77V79H58L57 77H58V75L57 74H54ZM84 76V77H85ZM138 76V75H137ZM140 76V77H141ZM144 76V77H145ZM186 76V75H185ZM188 76V79L190 78ZM216 75H214V77H215ZM245 76V75H244ZM246 76H248V75H246ZM30 76L28 75L26 78L28 79ZM64 77V76H63ZM68 77H69V75H67V77H66V80H68ZM69 77V78H70ZM243 77V76H242ZM241 77V78H242ZM252 77H254V76H252ZM263 77V76H262ZM32 78V79H33ZM86 78H83V79H86ZM91 78V77H90ZM89 78V79H90ZM133 78V77H132ZM155 78V77H154ZM194 78V77H193ZM225 78V79H224ZM250 78V77H249ZM17 79H19V78H17ZM22 79H23V75H22ZM27 79H25L26 81H27ZM31 79V80H32ZM70 79H72V77L70 78ZM70 79L68 80L69 82H70ZM88 79V80H89ZM187 79V78H186ZM239 79V80H238ZM243 79H244V77H243ZM33 80V81H34ZM64 80V79H63ZM81 80V79H80ZM87 80V79H86ZM148 80V81H147ZM224 80V81H223ZM248 80H250V82H252V79L250 78V79H248ZM26 81H24L25 82V84H26ZM30 81V80H29ZM32 81V82H33ZM62 81V80H61ZM61 81H60V83H61ZM65 81V80H64ZM76 81V83H74V84H77L78 82ZM83 81V80H82ZM81 81V82H82ZM90 81V80H89ZM89 81H88V83L86 84V85H88L89 84ZM98 81V80H97ZM96 81V82H97ZM128 81V80H127ZM136 81V80H135ZM134 81V82H135ZM228 81V82H229ZM241 81H243V80H241ZM247 81V80H246ZM18 80H17V82H15V84L17 83L18 84ZM39 82V81H38ZM41 82V81H40ZM39 82V83H40ZM51 82H53V81H51ZM67 82V81H66ZM65 82V83H66ZM87 82V81H86ZM85 82V83H86ZM99 82V81H98ZM97 82V83H98ZM129 82V81H128ZM132 82V81H131ZM138 82H139V80H138ZM249 82V81H248ZM256 82V81H255ZM8 83H9V81H8ZM30 83H31V81H30ZM54 83V84H53ZM53 83H51V84H53V85H58V83H59V79L58 80H54V82ZM60 83H59V85H60ZM62 83H63V81H62ZM72 83H73V80H72ZM91 83V82H90ZM122 83H124L123 85H122ZM137 83V82H136ZM233 83V87H234V84ZM260 83V82H259ZM264 83V82H263ZM11 85L10 86V89H4L6 92L7 91H9L10 92V95H9V93L7 94L6 92H5V94H7V95H9L12 99V105L10 106V105H8L9 103H8V99H5V101L8 103H6V105H8V106H10L11 107V109H12V106H17V107H20L21 105H23V108H25V110H27L28 109V111H33V114H32V112H31V114L32 115H35V117H33L32 116V119L34 118H36L35 120H37L38 121V119L40 118V116H42V114L41 113H44L45 111H43V109H41V108H43L42 107V105H44V108L46 107L45 105H46V103H44V100H45V98H48L49 97V95H48V97H43L44 99H42L43 100V103L44 104H42L41 106H40V104L42 103H40L39 101H41L40 100V98L39 99H37L36 101H34V103H35V105L34 104H32V103H30V102H26V100L28 99V98H31V97H26L27 99H23L22 100V102L20 103L18 100H20V96H19V92L20 91H22L21 90V87L19 86V84L18 85ZM21 84V83H20ZM36 84V83H35ZM38 84V83H37ZM64 84V83H63ZM95 84V85H94ZM94 84H92V86L94 85V86H96V83H94ZM131 84V83H130ZM203 84V83H202ZM239 85H240V83H238ZM243 84V83H242ZM245 84V83H244ZM243 84V85H244ZM7 85V84H6ZM23 85V84H22ZM47 85V84H46ZM62 85V84H61ZM60 85V86H61ZM65 85H67V84H65ZM78 85V84H77ZM81 85V84H80ZM83 85H85V84H82L81 86L82 87H85V86H83ZM121 85L123 86V87H121ZM127 85V84H126ZM132 85H134V83L132 84ZM253 84H251V86H252ZM4 86V85H3ZM8 86H9V84H8ZM29 86V85H28ZM40 86V84H38V87ZM45 86V85H44ZM49 86H51V85H49ZM63 86V85H62ZM69 86H70V84H69ZM69 86H66V87H69ZM72 86V85H71ZM70 86V87H71ZM92 86H89L87 89L88 90H90V89H94V88H91ZM100 86V85H99ZM128 86V85H127ZM131 86V85H130ZM241 86V85H240ZM52 88H53V86H51ZM58 87V86H57ZM56 87V88H57ZM64 87V86H63ZM70 87L69 88H67V90H69L70 89ZM73 87V86H72ZM78 87V86H77ZM111 87V86H110ZM134 87V86H133ZM202 87V86H201ZM201 87H199L198 88V90H200V92H201ZM206 87V89L208 88L207 87V85L205 86ZM262 87V86H261ZM24 87L22 86V89H23ZM48 89H49V87H47ZM47 88H44V89H42L41 91H42V93L43 92H45V90L47 89ZM51 88V89H52ZM55 88V87H54ZM56 88L54 89V91L56 90ZM119 88V89H120ZM237 88H239V87H237L236 86V89ZM254 88H256V87H254ZM259 88V87H258ZM2 89V88H1ZM26 89V88H25ZM32 89V88H31ZM39 89V88H38ZM64 89V88H63ZM72 89V88H71ZM86 89V88H85ZM96 89H98L97 87H96ZM105 89H102V90H105ZM110 89L111 88H108L107 90L108 91H110ZM125 89V88H124ZM209 89V88H208ZM234 89H235V87H234ZM242 89V88H241ZM244 89V88H243ZM262 89V88H261ZM3 90V91H4ZM35 90V93H36V89H34ZM40 90V89H39ZM44 90V91H43ZM95 90V89H94ZM99 90V89H98ZM98 90H95V92H97ZM102 90H99V91H102ZM112 90H114V89H111V91ZM121 90H123V89H121ZM121 90H119V91H121ZM233 90V89H232ZM2 91V92H3ZM40 91V92H41ZM50 91V90H49ZM49 91H48V93H49ZM53 91V92H54ZM57 91V90H56ZM56 91H55V93H56ZM91 91V90H90ZM125 91V90H124ZM160 91V93H163V92H161ZM210 91H211V89H210ZM209 91V92H210ZM236 91V90H235ZM235 91H230V94L232 93V92H235ZM246 91H248L247 89H246ZM260 91V90H259ZM22 92H25L24 90L22 91ZM51 92V91H50ZM115 92V91H114ZM122 92V91H121ZM188 92V93H187ZM197 92H199V91H197ZM199 92V93H200ZM213 92H215V91H213ZM250 92H251V90H250ZM252 92H253V94L255 95V93H254V91L252 90ZM251 92V93H252ZM258 92V91H257ZM26 93V92H25ZM29 93V92H28ZM31 93V92H30ZM42 93H40V94H38V96L40 97L41 96V94ZM47 93V94H48ZM85 93H87V90H86V92L84 91V95L86 96V94ZM90 92L88 91V93L87 94H89ZM94 92L92 91V93L91 94H93ZM102 93V92H101ZM103 93H105V91H103ZM167 93V94H168ZM186 93V94H185ZM204 93V92H203ZM211 93V92H210ZM237 94H235V95H238V92H236ZM249 93V92H248ZM259 93V92H258ZM258 93H256V94H258ZM4 94V95H5ZM34 94V93H33ZM33 94H31V95H33ZM47 94H45L46 96H47ZM54 94V93H53ZM91 94H89L90 96H94V95H91ZM189 94H191V93H189ZM198 94V93H197ZM205 94H206V92H205ZM212 94V93H211ZM262 94V93H261ZM19 97H18V96ZM20 95H21V92H20ZM43 95H44V93H43ZM52 95V94H51ZM80 95V94H79ZM78 95V96H79ZM88 95V96H89ZM95 95H96V93H95ZM97 95H98V93H97ZM137 95V94H136ZM144 95V96H145ZM164 95V94H163ZM174 95H172V96H174ZM193 95H195L194 93H193ZM207 95V94H206ZM233 95V94H232ZM2 97H3V94L1 95ZM8 96V97H9ZM28 96V95H27ZM34 96V98H35V95H33ZM55 96V95H54ZM54 96H50L52 99H54L55 97ZM161 96V95H160ZM190 96H192V95H190ZM196 96V95H195ZM202 96H203V94H202ZM213 96V95H212ZM1 97V98H2ZM5 97V96H4ZM3 97V98H4ZM8 97H6V98H8ZM42 97V96H41ZM49 97V98H50ZM54 97V98H53ZM87 97V96H86ZM133 97V96H132ZM138 97V96H137ZM178 97V98H179ZM188 97V99H189V96H187ZM196 97H198V99H199V96H196ZM201 97V96H200ZM215 97V96H214ZM252 97H253V95H252ZM255 97V96H254ZM13 98H14V100H13ZM33 98V99H34ZM51 98L49 99V100H51ZM203 98V97H202ZM207 98V97H206ZM206 98H204V99H206ZM32 99V98H31ZM36 99V98H35ZM132 99V98H131ZM130 99V100H131ZM185 99H187L186 97H185ZM188 99H187V101H188ZM193 99L194 98H192L191 97V100H189V101H191V103L192 102H194L193 101ZM197 99V98H196ZM197 99V101H199ZM201 99V98H200ZM203 99V101H206V100H204ZM255 99H256V97H255ZM254 99V100H255ZM263 99V98H262ZM39 100V101H38ZM47 100V99H46ZM134 101L135 100H138L137 98H135V99H133ZM140 100H141V102H140ZM172 100V103H173V98L171 99ZM177 100V99H176ZM178 100H180V99H178ZM214 100V99H213ZM253 100V99H252ZM258 100L260 101V99L258 98ZM29 101V100H28ZM33 101V100H32ZM134 101H132V102H134ZM181 101V100H180ZM188 101V102H189ZM197 101H196V103H197ZM203 101L201 102H199L200 104L201 103H203ZM207 101H209V99L207 100ZM228 101V100H227ZM263 102H264V100H262ZM1 102L2 101H0V105H1ZM135 102H138V101H135ZM176 102V101H175ZM178 102V101H177ZM185 102H186V100H185ZM262 102V103H263ZM131 103V102H130ZM196 103H195V105H196ZM209 103V105H210V101L208 102ZM252 103V102H251ZM3 104V103H2ZM204 104H207L206 102L205 103H203V105ZM261 104V103H260ZM264 104V103H263ZM51 106H52V104H50ZM54 105V104H53ZM134 105V104H133ZM148 105H150V106H148ZM199 105V104H198ZM209 105H207V106H205V108H207L208 109V107H209ZM212 105H213V103H212ZM212 105H211V107H212ZM232 105V104H231ZM5 106V105H4ZM32 106V107H31ZM228 106V105H227ZM227 106H226V109H227ZM1 107H2V105H1ZM5 107H7V106H5ZM22 107V106H21ZM36 107V114L38 115H36V114H34V110H32L33 108H35ZM48 107V106H47ZM46 107V109H49V108H47ZM54 107H55V105H54ZM210 107V108H211ZM255 107V106H254ZM27 108V109H26ZM229 108H231V107H229ZM9 109V108H8ZM10 109V110H11ZM192 109H193V107H192ZM214 109H215V107H214ZM220 109V108H219ZM218 109V110H219ZM16 110V109H15ZM14 110V112H16ZM55 110H56V107H55ZM188 110V109H187ZM197 110V109H196ZM206 110V109H205ZM204 110V111H205ZM212 111H213V109H211ZM28 111H27V113H28ZM43 111V112H42ZM152 111H150V113H152ZM209 111V113H210V110H208ZM214 111H216V110H214ZM214 111H213V113H214ZM221 111V110H220ZM12 112V111H11ZM17 112H20L18 115H20L21 113L23 114V111L21 112V111H17ZM16 112V113H17ZM29 112V113H30ZM201 112V111H200ZM15 113V114H16ZM24 113H26V112H24ZM50 113V112H49ZM53 113V112H52ZM56 113V112H55ZM165 113H167L166 115H164ZM189 113H190V111H189ZM193 113V112H192ZM205 113H208V112H206L205 111ZM204 112L203 113H199V116L197 115V117H199L200 118V120L202 121V122H204V123H209V128L211 129V130H213L215 133H217L218 135H219V133L221 132V134H224V136L222 137V138H224V140L226 141L227 139V137H225V134L228 136V138L230 137V138H232V135H234L235 133V131H236V129L238 130V131H242L243 130V127L242 126H239V124H242V122H240L239 124L238 123H236L235 121L236 120H231V119H229V117H227L228 119H221V120H223L222 122H220V121H215V120H212L211 118H208L207 116H203L202 114H205ZM229 113V112H228ZM14 114V115H15ZM58 114V113H57ZM120 114V113H119ZM136 114H138V112H136ZM145 116H144V115ZM215 114H216V112H215ZM229 114H231V113H229ZM10 115V114H9ZM13 115V114H12ZM24 115V114H23ZM29 115V114H28ZM56 115V114H55ZM161 115H163V116H161ZM168 115H170V117H168ZM193 114H191L189 117H191ZM210 115H211V113H210ZM232 115V114H231ZM17 116V115H16ZM213 116V115H212ZM12 117V116H11ZM17 117H19V116H17ZM25 117H26V115H25ZM25 117H24V119H25ZM31 116H28V118H30ZM134 117V118H135ZM187 117V116H186ZM106 118V117H105ZM195 118H196V116H195ZM20 119H22L21 117H20ZM92 119H93V117H92ZM152 119V118H151ZM214 119V118H213ZM19 120V119H18ZM17 120V118H16V120H14V121H18ZM30 120V119H29ZM94 120V119H93ZM120 120H122V119H120ZM120 120H119V123H120ZM176 120H180V122H179V124L177 123H175V122H177ZM185 120V119H184ZM248 120V119H247ZM257 120V119H256ZM33 121V120H32ZM32 121H30V122H32ZM151 121V120H150ZM200 121V122H201ZM249 121V120H248ZM252 121V120H251ZM12 122V121H11ZM10 122V123H11ZM33 122H36V121H33ZM32 122V123H33ZM143 122V123H142ZM147 122H149L148 120L145 122V124L147 123ZM185 122V121H184ZM200 122H198L199 124H200ZM201 122V123H202ZM258 122V121H257ZM263 124H264V121L262 120L261 121ZM13 123V122H12ZM19 123V122H18ZM18 123H16V124H18ZM22 123V122H21ZM54 123V122H53ZM97 123V122H96ZM135 123V122H134ZM203 123V124H204ZM251 123V122H250ZM24 124V123H23ZM26 124V123H25ZM24 124V125H25ZM27 124H29L28 122H27ZM26 124V125H27ZM55 124V123H54ZM53 124V125H54ZM95 124V123H94ZM103 124V123H102ZM121 124V123H120ZM123 124H124V122H123ZM122 124V125H123ZM138 124V123H137ZM144 124V125H145ZM244 124V123H243ZM246 124H248V123H246ZM19 125V124H18ZM25 125V126H26ZM119 125V124H118ZM147 125H149V124H147ZM184 125V124H183ZM260 125L261 124H259V127H260ZM13 126H15V128H16V125H13ZM25 126H23V127H25ZM55 126H57V125H55ZM120 126V125H119ZM155 126L152 124V125H150V129H147L146 131H148V135L146 134V138L147 137H150V138H152L153 137V135H156V136H158V138H154V139H157V140H155L156 142L153 144V145H151L150 146V149H151V151H153V152H156V155L158 156L157 158H159V155H165V156H168L170 153H169V151L170 150H172V152L171 153H174V151H176L177 152V149H178V147L179 146H176V143H177V141H176V139L174 138V135H176V132H173V133H163V132H157V133H153V131L154 130H156V128H155ZM204 127L206 126V128H207V125H203ZM248 126L249 125H247V129H248ZM2 127V126H1ZM6 127V126H5ZM12 127V126H11ZM20 127V126H19ZM30 127V126H29ZM59 127V126H58ZM95 127V126H94ZM97 127V126H96ZM122 127V126H121ZM250 128V131H249V133L250 134H253V130H254V126H249ZM259 127L257 126H255V128H258L259 129ZM262 127V126H261ZM56 128V127H55ZM155 128V129H154ZM158 128V127H157ZM7 129H9V128H7ZM12 129V128H11ZM19 129H21V128H19ZM19 129L18 128H16V130H14V131H17L18 130V132H20L19 131ZM57 129H59V128H57ZM260 129H262V128H260ZM13 130V129H12ZM38 130V129H37ZM45 130V129H44ZM53 130H54V127H53ZM93 130V129H92ZM176 130V129H175ZM8 131V130H7ZM13 131V132H14ZM41 131V130H40ZM55 131V130H54ZM98 131V130H97ZM173 131V130H172ZM183 131V130H182ZM2 132V131H1ZM4 132V131H3ZM10 132V131H9ZM8 132V133H9ZM38 132H39V130H38ZM43 132V131H42ZM171 132V131H170ZM263 132V131H262ZM6 133V132H5ZM17 133V132H16ZM22 133V132H21ZM35 133V132H34ZM94 133V132H93ZM151 133V134H150ZM152 133H153V135H152ZM214 133V134H215ZM14 135H15V133H13ZM33 134V133H32ZM39 135L38 136H40L41 135V133H38ZM45 134V133H44ZM208 134V133H207ZM209 134H210V131H209ZM216 134V135H217ZM249 134V135H250ZM16 135H18V134H16ZM30 136H31V134H29ZM28 135V136H29ZM92 135V134H91ZM150 135V136H149ZM180 134L178 133V136H179ZM217 135V136H218ZM237 135V134H236ZM7 136V135H6ZM13 136V135H12ZM20 136H22L21 134H20ZM19 136V137H20ZM28 136H26V139H27V137ZM35 136V135H34ZM34 136H32V137H34ZM44 135H43V133H42V137H43ZM181 136V135H180ZM7 137H9V136H7ZM11 137V136H10ZM25 137V136H24ZM36 137V136H35ZM196 137V136H195ZM241 137V136H240ZM250 137V136H249ZM263 137V136H262ZM12 138V137H11ZM14 138H16V137H14ZM17 138H18V136H17ZM37 138V137H36ZM246 138V137H245ZM245 138H243V140L242 141H244V139ZM3 139V138H2ZM18 139H20V138H18ZM18 139H16V140H18ZM29 139H30V137H29ZM33 139V138H32ZM39 139V138H38ZM50 139V138H49ZM149 139V138H148ZM264 139V138H263ZM21 140H22V138H21ZM25 140V139H24ZM31 140V139H30ZM34 140V139H33ZM36 140V139H35ZM34 140V141H35ZM41 140V139H40ZM146 141H147V139H145ZM199 141H200V139H198ZM224 140H220V142L221 141H224ZM248 140H249V138H248ZM251 140V139H250ZM8 141V140H7ZM10 141V140H9ZM14 141H15V139H14ZM33 141V142H34ZM37 141V140H36ZM85 141V140H84ZM118 141H119V139H118ZM197 141V140H196ZM214 141V140H213ZM229 141V140H228ZM237 141V140H236ZM247 141V140H246ZM259 141H260V139H259ZM4 143V140L3 141H1V139H0V143L3 145V143ZM17 142V141H16ZM15 142V143H16ZM19 142H21V141H19ZM25 142V141H24ZM29 142V141H28ZM30 142H32V140L30 141ZM198 142V141H197ZM201 142V141H200ZM235 142V141H234ZM239 142V141H238ZM245 142V141H244ZM250 142V141H249ZM253 142V141H252ZM8 143V142H7ZM36 143V142H35ZM34 143V144H35ZM41 143V142H40ZM40 143H39V145H40ZM56 143V142H55ZM208 143H210V142H208ZM223 143V142H222ZM264 143V142H263ZM10 144V143H9ZM24 144V143H23ZM37 145H38V142L36 143ZM35 144V145H36ZM41 144H43V143H41ZM217 144V143H216ZM12 145V144H11ZM24 145H27V142H26V144H24ZM30 145H31V143H30ZM208 145V144H207ZM228 146H230L231 144H227ZM262 145H264V144H262ZM261 145V146H262ZM10 146V145H9ZM28 146H29V144H28ZM28 146H26V147H28ZM32 146V145H31ZM30 146V147H31ZM210 146V144L208 145V147ZM218 146V145H217ZM253 146V145H252ZM1 148H2V146H0ZM6 147V146H5ZM8 147V146H7ZM23 147V146H22ZM26 148V149H22V148H14L15 150V152L17 153V154H20V157H22L20 160H19V163L21 164V163H25L24 162V160H26V159H28V158H31V157H33V156H30L29 157V155H28V152H31L32 151V149L33 150H35L33 147L32 148ZM199 147V146H198ZM211 147V146H210ZM222 147V146H221ZM242 147V146H241ZM259 147V146H258ZM11 148V147H10ZM212 148H213V145H212ZM247 148V147H246ZM263 148V147H262ZM214 149V151H215V148H213ZM218 149V148H217ZM224 149V148H223ZM237 149V148H236ZM257 149V148H256ZM255 149V150H256ZM6 150H8L7 148H6ZM25 150V151H24ZM220 150V149H219ZM222 150V149H221ZM259 150V149H258ZM257 150V151H258ZM199 151V157H198V159L199 160H202L203 161V159L204 160H206L205 158H204V156H205V154H206V149H204V148H202V147H200V149L198 150ZM197 151V152H198ZM6 152V151H5ZM32 152H34V151H32ZM175 152V153H176ZM256 152V151H255ZM4 153V152H3ZM2 153V154H3ZM113 153V152H112ZM0 154H1V152H0ZM5 154V153H4ZM33 154V153H32ZM37 154V153H36ZM35 154V155H36ZM40 154H41V152H40ZM39 154V155H40ZM127 154H128V152H127ZM4 156V155H3ZM43 156V155H42ZM242 156V155H241ZM246 156V155H245ZM6 157H8L7 156V154H6ZM6 157H4V158H6ZM38 157V156H37ZM98 157V156H97ZM201 157L203 158V159H201ZM40 159H41V156L39 157ZM124 158V157H123ZM38 159V158H37ZM97 159V158H96ZM102 158L100 157V159L99 160H101ZM10 160L11 161H7V163H4L3 164V167H4V174H5V177H8V176H12V174H13V168L12 167H15V164L17 163V162H15V160H13V158L11 159V157H10ZM13 160V161H12ZM31 160V159H30ZM29 160V161H30ZM35 160H36V157H35ZM34 160V161H35ZM73 160V159H72ZM109 160V159H108ZM107 160V161H108ZM159 160V159H158ZM178 160V159H177ZM180 160V159H179ZM189 160V159H188ZM195 161L197 160V159H194ZM193 160V161H194ZM69 161H70V159H69ZM75 161V160H74ZM105 162H106V160H104ZM103 161V162H104ZM160 161H161V158H160ZM187 161V160H186ZM194 161V162H195ZM3 162V161H2ZM31 162H33L32 160H31ZM98 162V161H97ZM96 162V163H97ZM104 162V163H105ZM109 162V161H108ZM162 162H164V160L162 161ZM189 162V161H188ZM77 163V162H76ZM169 163H170V161H169ZM203 162H201L200 161V164H202ZM19 164V165H20ZM70 164V163H69ZM89 164V163H88ZM119 164V163H118ZM126 164V163H125ZM173 164H175V165H177L176 167L178 168V169H175L174 167H172L171 165H169L168 164V168H169V173L167 172V171H164V169H162L163 171H161L162 173H164L165 175H170V176H172V174H177V173H180L181 175H182V173L184 172L183 171V169L185 168V166H183L184 164H185V162L184 161H178L177 163H173ZM187 164V163H186ZM197 163L195 162V165H196ZM228 164V163H227ZM22 165V164H21ZM75 165V164H74ZM77 165V164H76ZM85 165H87V164H85ZM188 165V164H187ZM18 166V165H17ZM71 166V165H70ZM89 166H90V164H89ZM88 166V167H89ZM129 166V165H128ZM190 166V165H189ZM188 166V167H189ZM200 166V165H199ZM202 166V165H201ZM232 166V165H231ZM85 167H87V166H85ZM91 167V166H90ZM89 167V168H90ZM127 167V166H126ZM164 167V166H163ZM191 167V166H190ZM194 166H192V168H193ZM235 167V166H234ZM73 168V167H72ZM76 168V167H75ZM117 168H119V166L117 167ZM133 168V167H132ZM195 168V167H194ZM200 168H202V167H200ZM224 168V167H223ZM223 168H221V169H223ZM229 168H230V166L229 167H227L226 168V170H229ZM77 169V168H76ZM83 169H85V168H83ZM109 169H111V167L109 168ZM114 169V168H113ZM122 170V166H121V168H119V169H117L118 171L119 170ZM126 169V168H125ZM124 169V170H125ZM130 169V168H129ZM165 169H167V168H165ZM89 170V169H88ZM120 170V171H121ZM71 171V170H70ZM82 171H84V170H82ZM89 171H91V170H89ZM113 171V170H112ZM123 171V170H122ZM183 171V172H182ZM72 172V171H71ZM78 172V171H77ZM76 172V173H77ZM105 172H106V170H105ZM110 172V171H109ZM108 172V173H109ZM126 172V170L124 171V174H126L127 172H128V170H127V172ZM227 172V171H226ZM229 172V171H228ZM70 172L68 171V174L67 175H70L69 174ZM73 173V172H72ZM71 173V174H72ZM82 173H86V175H87V173H88V175L89 174H91V173H89L88 171H84V172H82ZM107 173V174H108ZM113 174H114V172H112ZM120 172H118V174H119ZM149 173H150V175H149V177L151 178L152 176L153 177H155V178H157V176H156V173H155V170H154V168H151L150 170H149ZM232 173V172H231ZM233 173H235V172H233ZM59 174V176H60V173H58ZM81 174V173H80ZM80 174H78L77 176H79ZM106 174V173H105ZM105 174H104V176H105ZM123 174V175H124ZM72 175H74V174H72ZM110 175H112L111 173H110ZM120 175H122L121 173H120ZM119 175V176H120ZM123 175L122 176H120V177H123ZM56 176H58L57 175V173H56ZM66 176V175H65ZM71 176V175H70ZM70 176H68L67 178H69ZM80 176H83V174L82 175H80ZM79 176V177H80ZM85 176V175H84ZM116 177H119V176H117V175H115ZM127 176V175H126ZM13 177V176H12ZM110 177V176H109ZM108 177V178H109ZM119 177V178H120ZM160 177V176H159ZM176 177V176H175ZM66 178V177H65ZM67 178L65 179V180H67ZM70 178H72V177H70ZM69 178V179H70ZM105 178V177H104ZM113 178V177H112ZM124 178H126V177H124ZM171 178V177H170ZM173 178V177H172ZM178 178V177H177ZM204 178V177H203ZM56 179H57V177H56ZM60 179H62V177L60 178ZM60 179H58L57 180V183L58 182H60L61 180ZM121 179H123V178H121ZM121 179H119V181L121 180ZM152 179H154V178H151L150 179V181L152 180ZM187 179V178H186ZM60 180V181H59ZM64 180V181H65ZM113 180H114V178H113ZM116 181L118 180V178L117 179H115ZM167 180V179H166ZM172 180H174V178L172 179ZM69 181V180H68ZM153 181V180H152ZM65 182H67V181H65ZM154 182V181H153ZM152 182V183H153ZM200 182H201V180H200ZM206 182V181H205ZM211 182V181H210ZM115 183V182H114ZM126 183V182H125ZM157 183H159V182H156V184ZM168 183H170V182H167V185H170V184H168ZM182 183V182H181ZM195 183V182H194ZM209 183V182H208ZM69 184V183H68ZM127 184V183H126ZM160 184V183H159ZM158 184V185H159ZM164 184V183H163ZM178 184V183H177ZM184 184V183H183ZM189 184V183H188ZM196 185H192L193 187H191V186H189V185H187V186H184V185H181V186H183V187H185V188H183V187H181V189H183V190H192V192L191 193H195L196 192V190L198 189V185H200V184H197V183H195ZM148 185H149V182H148ZM154 185V184H153ZM208 185V184H207ZM120 186H122V184L120 185ZM120 186H119V188H120ZM128 186L130 187V185L128 184ZM128 186H126L125 188H127L126 189V191L128 190ZM178 186H180V184L178 185ZM202 186V185H201ZM116 188H118V187H116ZM164 188V187H163ZM170 188V187H169ZM7 189V188H6ZM6 189H3V192L6 194V195H9L10 193L6 190ZM165 189V188H164ZM147 190V189H146ZM151 190H152V188H150V189H148V191L147 192H151ZM116 191V190H115ZM126 191H123L124 193L126 192ZM129 191H131L130 189H129ZM180 191V190H179ZM122 192V193H123ZM186 193L188 192V191H185ZM115 193V192H114ZM127 193H129L128 191H127ZM126 193V194H127ZM133 193V192H132ZM152 193V192H151ZM150 193V194H151ZM189 193V192H188ZM130 194V193H129ZM134 194V193H133ZM125 195V194H124ZM185 195V194H184ZM123 196V195H122ZM125 196H128V195H125ZM130 196V195H129ZM128 196V197H129ZM134 196V195H133ZM128 197H127V199H128ZM122 198V197H121ZM134 198H135V196H134ZM133 198V199H134ZM115 199V198H114ZM125 199H126V197H125ZM121 200V199H120ZM122 200H124V199H122ZM12 201V200H11ZM125 201V200H124ZM14 202V201H13ZM120 202V201H119ZM122 202V201H121ZM52 204V203H51ZM117 204H119L118 203V201H117ZM110 205V204H109ZM97 205H95L94 207H96ZM103 206V205H102ZM107 207H108V205H106ZM128 206V205H127ZM61 207V206H60ZM10 208V207H9ZM102 210V209H101ZM152 210V209H151ZM10 211V209H8L7 208V212H9ZM98 211V210H97ZM103 211V210H102ZM101 211V212H102ZM108 212V211H107ZM107 212H105V213H107ZM110 212V211H109ZM152 212V211H151ZM148 213V212H147ZM108 214V213H107ZM150 214H152V213H150ZM156 214V213H155ZM110 215V214H109ZM153 215V214H152ZM150 216V215H149ZM95 217V216H94ZM155 217V216H154ZM151 218V217H150ZM107 220V219H106ZM152 220V219H151ZM84 221V220H83ZM108 221V220H107ZM85 222V221H84ZM103 222H104V220H103ZM127 222V221H126ZM99 223V222H98ZM97 223V224H98ZM107 223V222H106ZM128 223V222H127ZM102 224V223H101ZM153 224V223H152ZM99 225V224H98ZM107 225V224H106ZM149 225V224H148ZM151 225V224H150ZM147 226V225H146ZM150 228V227H149ZM148 230V229H147ZM150 231V230H149ZM145 234V233H144ZM154 235V234H153ZM144 237V236H143ZM142 237V238H143ZM148 237H149V235H148ZM154 237V236H153ZM158 237V236H157ZM150 238V237H149ZM147 238H145V240H146ZM150 239H152V238H150ZM139 241H141V240H139ZM149 241V240H148ZM157 241V240H156ZM215 241V240H214ZM142 242H144V241H142ZM146 242V241H145ZM150 242V241H149ZM152 242V241H151ZM154 244H155V242H153ZM158 243V242H157ZM152 244V243H151Z\"/></svg>", "mask_w": 264, "mask_h": 264}]
</instances>
